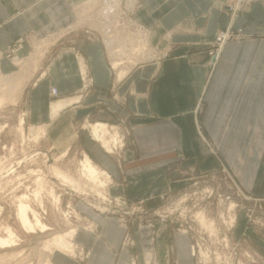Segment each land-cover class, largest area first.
<instances>
[{
	"label": "crops",
	"instance_id": "0c3cea01",
	"mask_svg": "<svg viewBox=\"0 0 264 264\" xmlns=\"http://www.w3.org/2000/svg\"><path fill=\"white\" fill-rule=\"evenodd\" d=\"M134 1L131 17L147 35L148 50L154 45L161 54L136 62L123 57L112 67L104 38L75 27L85 13L94 16L96 0H0L2 72L17 71L4 56L15 40L22 39L16 53L22 63L36 45L60 36L35 71L27 99L32 120L54 131L70 121L72 145L81 133L79 146L131 200L169 193L173 180L216 171L220 163L244 191L262 194L264 0H252L233 20L228 0ZM230 25L246 37L226 42L212 69L207 52ZM87 108L91 112L77 118ZM97 122L113 124L121 137L122 148L113 155L88 132ZM79 207L98 225L97 233L79 227L73 237L88 258L79 262L54 251L53 264H130L132 256L137 264H193L188 236L168 224L158 223L154 231L132 222L134 243L124 248L125 229L115 217Z\"/></svg>",
	"mask_w": 264,
	"mask_h": 264
},
{
	"label": "rangeland",
	"instance_id": "374dc122",
	"mask_svg": "<svg viewBox=\"0 0 264 264\" xmlns=\"http://www.w3.org/2000/svg\"><path fill=\"white\" fill-rule=\"evenodd\" d=\"M96 1L97 5L92 10L94 16L85 13L82 20L78 18L75 27L89 26L94 35L104 38L100 27L103 26L100 24L102 18L99 17L104 3ZM118 1L122 2L120 10L123 9L119 11L120 17L111 26V31L118 34L122 27L129 36H133L132 45L126 44L131 49L125 57L136 62L160 56L154 45L152 51L148 50L145 35L131 17L135 1L131 11L126 9V0ZM118 36L114 39L119 41ZM245 37L242 31L241 37L231 40ZM55 39L48 38L36 45L28 60L13 68L20 73L27 70L22 81L25 84L19 85L22 90L18 95L15 92L12 104L9 102L0 107V264H53L50 256L54 251L84 262L89 251L74 244L73 237L79 227L97 233L98 225L79 206L103 216L115 217L125 229L121 244L124 248L134 243L130 230L132 222L154 231L158 223H163L188 236L193 264H264V192L254 195L244 191L222 163L216 171L173 180L176 186L169 188V193L159 191L131 200L114 189L113 179L94 163L108 176L95 181L86 175L82 161L88 156L79 146L81 133H77L79 138L75 137L72 145L75 131L67 130V127L71 128L70 121L68 125L64 122L60 126L63 130L54 131L49 123L39 124L32 120L27 105L28 93L39 76L36 72L41 58L49 53L47 48ZM214 44L215 40L212 50ZM116 45V49L113 48L116 52L124 47L120 42ZM13 46L4 52V56L10 55L9 49ZM211 49L207 52L209 64ZM14 57L22 60L17 54H11L9 59ZM119 58H113L112 52L109 53L112 67L124 62ZM110 125L113 124L105 125L108 131L105 138L109 141L110 150L101 146L106 153L113 155L122 148V143L117 129ZM88 132L92 135L90 128ZM262 168L264 171V155ZM55 169L66 176L57 175ZM20 203L26 206V217L32 227L22 223ZM199 214L204 216L202 222ZM37 221L43 226L36 225ZM59 237L68 240L65 248L57 247L55 239ZM148 263L156 264L150 259ZM130 264H137L135 256H132Z\"/></svg>",
	"mask_w": 264,
	"mask_h": 264
},
{
	"label": "bare ground",
	"instance_id": "6f19581e",
	"mask_svg": "<svg viewBox=\"0 0 264 264\" xmlns=\"http://www.w3.org/2000/svg\"><path fill=\"white\" fill-rule=\"evenodd\" d=\"M104 3L103 7L101 8V11H100V15L99 17L102 18L101 20V23L100 24H103L100 25V27H102V32L104 33V43L106 44L107 47H110V54L112 52V55H113V58H116L117 56L121 57V55H123L124 51L127 49V48H123V50L121 51H113V44H117V43H121L122 46H125L127 43L131 44L132 45V42H133V36H129L128 33L122 29L121 27V31L120 33H118V37H119V41L118 39L115 40L113 36L116 35V33L113 31H111V26H113V24H115L114 22H117V18L118 16L120 15L119 11L120 10V5H122V2L120 4V2L118 0H102ZM127 2V6L126 9H128L129 11H131L132 7L134 6V2L132 0H126ZM252 2V1H251ZM124 4V3H123ZM136 4V3H135ZM136 7V5H135ZM125 9V10H126ZM133 11V10H132ZM125 12V11H124ZM126 13V12H125ZM122 15H123V12H122ZM130 15V14H129ZM98 17V16H97ZM98 17V18H99ZM120 17V16H119ZM128 17V16H127ZM99 18V19H100ZM126 18V17H125ZM89 19V18H88ZM98 20V19H97ZM129 20V19H128ZM125 19V21H128ZM85 23V22H84ZM98 23V24H99ZM83 24V23H82ZM90 24V23H89ZM93 24V23H92ZM96 24V22H95ZM130 24H134V23H130ZM94 25V24H93ZM97 25V24H96ZM94 25V26H96ZM127 25V24H126ZM93 26V27H94ZM114 26H117V25H114ZM89 27V26H88ZM92 27V26H91ZM97 27V26H96ZM95 27V28H96ZM99 27V28H100ZM125 27V26H124ZM94 28V29H95ZM138 28V27H137ZM114 29V28H113ZM97 30V29H96ZM100 29H98L97 31H99ZM116 30V29H114ZM120 30V29H119ZM134 30V29H133ZM118 31V30H117ZM128 31V30H127ZM102 32L100 31V33L102 34ZM109 33H110V36H109ZM115 33V34H114ZM138 35V33H137ZM136 35V36H137ZM103 36V34H102ZM139 37V36H138ZM117 38V37H116ZM113 40V41H112ZM145 45H148V42H147V35L145 36ZM144 43V42H143ZM113 45V46H112ZM115 47V46H114ZM132 47V46H131ZM131 49V48H130ZM119 52V53H118ZM136 52V51H135ZM145 55V54H144ZM219 56V55H218ZM12 63L15 64V65H20L21 61L20 58L18 57H14L12 60ZM24 66V65H23ZM20 68V67H19ZM30 69V68H29ZM123 71V70H122ZM120 71L119 73V76L124 74V71L122 72ZM27 72V70L25 69V71L23 73H20V72H10V73H3L0 69V107L2 105H4L5 103H9L11 102V104L13 103L14 100V97H15V92L16 94H20L21 90L22 89H19V85L22 83V86L23 83V78H24V73ZM29 72V71H28ZM121 77V76H120ZM17 86V87H16ZM21 86V87H22ZM16 88L19 89V91L17 90L16 91ZM17 94V95H18ZM17 97V96H16ZM90 129H91V133H92V136H94V138H96L100 143L101 145L108 150H110V146H109V141L107 140V138H105V136L108 134V131L106 132V126L105 124L103 123H100V122H97V123H94V124H91L90 125ZM114 134V133H113ZM112 138V137H111ZM114 138V137H113ZM83 163V169L84 171H86V175L91 178L92 180H95V181H101L100 177L102 176H105V172H101L98 168H96L94 166V164L92 163V161L88 158V157H84V160L82 161ZM54 171V170H53ZM55 173L58 175H62V176H66L64 175L62 172L58 171L57 169H55ZM108 176V175H106ZM105 176V177H106ZM19 211H20V217L22 219V223L26 226V227H32L31 223L27 220V217H26V212H27V208L26 206L23 204V203H20L19 205ZM200 215V214H199ZM204 216L200 215V219H201V222L203 220ZM231 218V217H229ZM233 219V218H231ZM36 225H39V226H43L41 224H39V222L37 221ZM71 230H70V235H71ZM69 235V236H70ZM67 237V236H65ZM65 237H59L58 239H55V243L57 245V247L60 249V248H65L66 244H67V241ZM56 238V237H55ZM69 248V247H68ZM50 264V263H48Z\"/></svg>",
	"mask_w": 264,
	"mask_h": 264
},
{
	"label": "built area",
	"instance_id": "2783aa9c",
	"mask_svg": "<svg viewBox=\"0 0 264 264\" xmlns=\"http://www.w3.org/2000/svg\"><path fill=\"white\" fill-rule=\"evenodd\" d=\"M251 1L252 0H228V2H227L228 3V12H229V15L231 17V20H233L240 13H243L244 11H246V9L248 8V5L250 4ZM241 34H242V30L241 29H237L236 30L231 25L228 26V28H226L225 30L220 31L217 34L216 39H215V44L213 45L214 49L213 50L211 49V51H210V55H211L210 67L212 69H213V67L216 64L219 52L221 51L223 45L228 40H231L232 38L241 37ZM21 44H22V39L16 40V42L13 44L14 46L9 49V51H11L10 55L13 54V56H14L17 53L18 49L21 48ZM217 45H219L218 49H216ZM123 48H127L126 45ZM128 50L130 51L129 48H127L124 51L123 55H121V59H122V57L126 56V53L129 52ZM10 55L8 57H10ZM50 93H51L52 96L56 97L57 96V89L55 87H52L50 89Z\"/></svg>",
	"mask_w": 264,
	"mask_h": 264
},
{
	"label": "water",
	"instance_id": "95a60500",
	"mask_svg": "<svg viewBox=\"0 0 264 264\" xmlns=\"http://www.w3.org/2000/svg\"><path fill=\"white\" fill-rule=\"evenodd\" d=\"M91 108H87V109H81L77 112V118H82L84 117L85 115H87L89 112H91Z\"/></svg>",
	"mask_w": 264,
	"mask_h": 264
}]
</instances>
